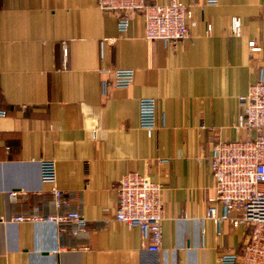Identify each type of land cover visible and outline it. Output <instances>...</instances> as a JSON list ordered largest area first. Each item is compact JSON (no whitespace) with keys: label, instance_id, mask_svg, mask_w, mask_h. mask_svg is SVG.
Here are the masks:
<instances>
[{"label":"crops","instance_id":"crops-1","mask_svg":"<svg viewBox=\"0 0 264 264\" xmlns=\"http://www.w3.org/2000/svg\"><path fill=\"white\" fill-rule=\"evenodd\" d=\"M182 1L189 36L172 45L146 40L139 12L119 33L96 0H0V264H242L219 262L240 252L250 227L206 218L208 157L215 141L239 137V97L264 81V0ZM115 69H132L133 81L103 93ZM143 97L156 103L150 136L139 123ZM46 159L70 206L56 207L41 180ZM131 170L162 187L157 252L114 219L118 181ZM75 206L86 221L79 236L64 223L12 220Z\"/></svg>","mask_w":264,"mask_h":264},{"label":"built area","instance_id":"built-area-1","mask_svg":"<svg viewBox=\"0 0 264 264\" xmlns=\"http://www.w3.org/2000/svg\"><path fill=\"white\" fill-rule=\"evenodd\" d=\"M96 3L101 10L116 15L121 34L127 30L134 13L139 12L143 17L146 40H162L175 45L189 36V26L185 20L186 5L182 0H167L161 4L148 0H96ZM216 3L217 0H205L206 5ZM210 29L207 25V31ZM230 32L235 36L240 35L239 18L231 19ZM248 46L251 53L260 50L255 41H249ZM133 76L132 69H115L112 80H102V92L115 87H128ZM239 104L241 112L234 125L239 137L234 141H215L208 157L215 182V196L209 199L206 218L217 225L228 221L233 227L241 224L250 227L240 252H222L219 262L235 263L240 260L242 264H264V81L251 84L247 93L239 97ZM4 114L0 93V116ZM139 123L148 136L157 129L156 103L153 98L140 99ZM40 175L43 182L52 185L55 206H70L63 199L65 193L55 185L54 160L40 161ZM161 190L159 183L133 170L127 171L116 187L114 219L127 227L138 228L147 243L146 248L153 252L160 249L162 238ZM218 205L222 208L221 215L217 213ZM12 220L64 223L69 226L68 231L72 236L86 233V221L78 206L69 207L62 215H19Z\"/></svg>","mask_w":264,"mask_h":264}]
</instances>
